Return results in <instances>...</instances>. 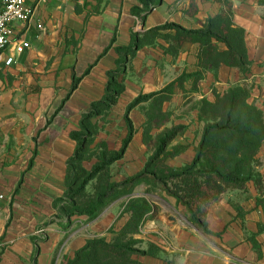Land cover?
<instances>
[{
    "label": "crops",
    "instance_id": "obj_1",
    "mask_svg": "<svg viewBox=\"0 0 264 264\" xmlns=\"http://www.w3.org/2000/svg\"><path fill=\"white\" fill-rule=\"evenodd\" d=\"M230 2L235 26L247 34L253 65L246 76L227 66L210 74L215 72L222 86L233 79L250 83V102H256L264 114V6L260 0ZM180 3L181 12L177 10ZM27 5L35 11L32 23L17 22L12 28L13 42H26L30 47L13 65L0 66V115L7 116L2 126L23 124L29 130L25 143L16 130L18 144L6 148L0 143V151L25 147L36 153L29 168L28 158L12 170L10 157L0 158V195L4 196L0 264H62L90 240L128 225L118 203L93 220L73 217L69 226L66 220L54 218L57 211L53 207L67 190V162L76 150L72 134L79 129L81 114L104 97L108 73L120 59L117 48L131 45L132 31L141 22L139 32L170 23L197 30L223 6L217 0H162L141 21L132 13L139 0H27ZM183 49L193 50L196 58L199 55L197 44L184 43ZM77 79L78 87L72 91ZM258 156L264 162V144ZM235 193L244 192L229 191L209 207L206 223L212 235L194 223L187 227L180 220H170L164 213L149 218L133 237L143 242V249L152 244L161 253L134 260L138 264H264L263 202L258 194L245 193L248 197L239 203L233 198ZM48 223L46 239H36V230Z\"/></svg>",
    "mask_w": 264,
    "mask_h": 264
},
{
    "label": "trees",
    "instance_id": "obj_2",
    "mask_svg": "<svg viewBox=\"0 0 264 264\" xmlns=\"http://www.w3.org/2000/svg\"><path fill=\"white\" fill-rule=\"evenodd\" d=\"M161 1L139 0V6L134 7L132 13L144 21L146 15ZM217 1L223 6L222 11L209 18L203 28L189 30L170 23L146 32H137L132 35L129 47L117 48L120 58H134L140 50L154 46L159 40L171 44L170 52L182 48L184 43H192L199 45L198 58L205 70L217 71L220 67L227 66L239 69L244 76L248 75L253 63L248 55L247 34L234 24L233 5L230 0ZM260 5L264 6V0H260ZM115 40L114 38L113 43ZM108 79L104 97L92 106V111L95 112L84 116L80 122V131L72 134V139L78 143V147L74 156L67 162V190L64 198L72 201L71 211L66 213L67 216L70 219L75 216H88L93 220L101 213L103 201L113 194V188L128 189L133 182L149 175L168 196L176 200L177 205L184 207V214L191 223L199 226L206 234L212 235L206 223L209 207L229 190H245L246 185L255 178L254 159L264 144V114L256 102L250 103L252 88H248L245 81L246 87L236 86L218 100L215 108H218L219 113L205 119L202 139L196 157L190 165L175 172L162 167L148 174V164L145 171L131 181L115 186L107 182L106 191L98 197L96 206L87 210L88 203L83 202L86 209L82 210L80 201L87 197L88 186L99 178H109V168L123 159L132 143L135 129L128 114L142 103V99H139L128 108L125 116L128 134L122 149L112 152L107 150L106 144H100L98 148L102 150L99 153L97 150L91 155V158L96 157L97 163L88 171L84 164L91 159L85 156L97 135V126L92 124V120L102 117L104 112L114 107L124 92L118 73L109 72ZM79 82L80 79L74 81L72 91L77 89ZM101 106H104L103 111H98ZM177 135V131L168 135L161 149L163 154L167 145ZM182 153L179 151L177 155ZM124 229L119 232L113 230L114 237L110 240L107 237L90 240L84 248L76 252L73 259H65L63 264H138L134 260L136 256L160 255V248L152 244L143 249V242L134 239L133 233L120 234Z\"/></svg>",
    "mask_w": 264,
    "mask_h": 264
},
{
    "label": "rangeland",
    "instance_id": "obj_3",
    "mask_svg": "<svg viewBox=\"0 0 264 264\" xmlns=\"http://www.w3.org/2000/svg\"><path fill=\"white\" fill-rule=\"evenodd\" d=\"M177 10L181 12V3ZM141 23L137 29L132 31V35L140 31ZM170 49V43L159 40L154 46L147 47L143 51L140 50L134 58H120L117 61L113 72L118 73L119 82L124 87V92L114 107L104 112L102 117L92 120V124L97 126V135L85 156L91 159L84 164L85 168L90 171L97 163L96 157L91 158V155L97 150V153L102 150L98 148L100 144H106L107 150L112 152H119L122 149L128 134L125 118L128 108L137 100L142 99V103L128 114L135 129V136L123 159L109 168V178L108 176L99 178L88 186L87 197L80 201L82 210L86 209L83 207V202L88 203L87 210L96 206L98 197L106 191L107 182L115 186L131 181L142 174L148 164H150L148 174L160 170L162 167L175 172L190 165L196 157L202 139L206 126L205 119H210L219 113L218 108H215L218 100L236 86L246 87L248 85V88L252 87L250 83L245 85V82L239 83L235 79L222 86L219 84V77L215 78L217 76L215 72L210 74L208 69H204L193 50H184L183 46L175 52H170ZM145 98L148 99L144 101ZM101 100L91 103L89 108L81 114V120L89 113L95 112L92 111V106ZM103 108L104 106L99 107L98 111H103ZM17 114L10 117H17ZM6 118L7 116L0 115V143L5 144L6 148L18 144L16 142L19 141V137H15L13 134L16 130L21 132L23 135H21V139L24 137L22 141L25 143L28 128L23 124L2 126ZM78 128L73 133L80 131V123ZM174 131H177L178 135L167 145L163 154L161 151L163 142ZM75 143L77 149L78 143ZM25 149L22 147V150H1L0 158L2 156L10 157L12 164L9 167L10 170L18 167V163L23 158H28L27 168H29L33 164L36 152ZM179 151L183 153L177 155ZM253 168L254 180L246 185L245 190H241L244 193H235L233 198L241 203L246 196L248 197L245 193H256L261 198L259 201H262L264 205V162L262 157L258 155L255 157ZM20 189L21 185L17 187L16 192ZM112 192L113 194L103 201L98 217L111 205L118 203L116 206L121 208L125 220H128V224L131 222L120 234L140 232L149 218L157 217L161 213H164V216L169 217L170 220H180L181 223L190 227L191 221L184 214V207L177 205L176 200L168 196L149 175L133 182L128 189L116 187ZM64 195L54 201L53 207L57 211L54 218L57 221L66 220V226H69L72 218L70 219L66 213L71 211L72 201L65 199ZM149 211L154 212L147 217L146 213ZM56 220L52 219L51 222H56ZM49 225L50 223L39 227L36 230L35 238L41 241L46 239V227ZM115 229L112 228L105 237L109 240L112 239L114 237L113 230L118 232ZM40 231H43L41 235L38 234ZM260 251V254H263L261 249Z\"/></svg>",
    "mask_w": 264,
    "mask_h": 264
},
{
    "label": "built area",
    "instance_id": "obj_4",
    "mask_svg": "<svg viewBox=\"0 0 264 264\" xmlns=\"http://www.w3.org/2000/svg\"><path fill=\"white\" fill-rule=\"evenodd\" d=\"M33 8L27 5V0H0V66L13 65L17 58L21 56L30 45L26 42H13V24L20 22L30 25L34 19ZM40 29L42 26H38ZM11 54L7 56V51L11 45ZM4 196L0 195L1 202ZM43 231L38 232L41 235Z\"/></svg>",
    "mask_w": 264,
    "mask_h": 264
},
{
    "label": "water",
    "instance_id": "obj_5",
    "mask_svg": "<svg viewBox=\"0 0 264 264\" xmlns=\"http://www.w3.org/2000/svg\"><path fill=\"white\" fill-rule=\"evenodd\" d=\"M162 4V1L160 2V5ZM155 8H157V7H155ZM155 8H153L152 10H151V12L155 9Z\"/></svg>",
    "mask_w": 264,
    "mask_h": 264
}]
</instances>
